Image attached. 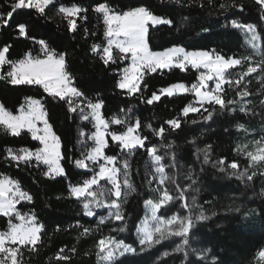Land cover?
I'll list each match as a JSON object with an SVG mask.
<instances>
[{"label":"snow or ice","instance_id":"6c2138e0","mask_svg":"<svg viewBox=\"0 0 264 264\" xmlns=\"http://www.w3.org/2000/svg\"><path fill=\"white\" fill-rule=\"evenodd\" d=\"M175 3L181 4L182 0H175ZM253 3L264 12V0H253ZM206 6V3L200 4L201 8ZM90 8L102 20L105 37L103 42L89 46L88 52L92 58L98 60L105 69L131 59L130 66L119 70L120 75L115 87L126 97H136L139 94L140 102L146 105H153L162 97L193 93L196 97L195 103L184 106L181 117L171 118L154 126L151 122H142L140 117L134 114L133 108L118 107V113L122 115L105 118V98L99 94L86 95L89 90L86 79L78 81L77 76L68 70L71 53L57 52L45 39L35 41L40 45L43 58L33 56L29 51L25 52L22 58L14 60L9 56L12 44L5 41L0 45V81L12 86L42 88L44 93L67 104L68 112L92 123L94 131L80 130L78 142L83 151L81 158L72 161L77 168L91 174L87 179L78 184H71L68 188L69 198L81 202L85 216H99L95 230L77 221L74 227L82 229L81 237L90 236L94 231H98L101 225L107 226L114 222H120V225L113 228V231L126 230L127 215L124 205L127 203V193L137 191L132 180L133 158L140 150H144L145 155L150 158L149 164L145 165V178L150 177L148 184L155 182L156 187L151 189L153 196L144 200L150 214L137 229L138 245L133 247L132 244L111 235L101 236L95 243L94 254L98 264H130L127 257H135L151 250L172 237L181 239V243L174 248L175 252L183 253L185 258L191 253L196 258L187 261V264H205L206 260L210 261V264H218V257L213 255L211 248L192 247L194 237L198 233L197 223L211 219L203 210V206L196 202L195 193L200 191L197 186L200 177L196 176L194 169L185 172L188 183L181 187L178 177L171 173V170L177 167L174 149L178 145L171 141L149 146V137L166 140L167 135L182 130V117H187L190 113H201V110L204 113L202 120L206 123H215L217 120L227 122L231 114V120L234 122L232 127L244 134L252 132L248 126L251 121H259L264 125V46L261 44L264 28L258 29L256 24L231 20V27L244 30L248 36L247 44L252 50L250 55L229 56L215 49L187 51L180 46L169 47L164 51H152L148 43L149 25H173L174 21L155 14L150 6H132L122 11L108 2H97L95 7H84L80 3L65 6L58 0H6V7L0 10V31L14 27L18 37L30 38L27 21L15 22L14 25L10 23L14 14L18 16L21 12L34 10L36 15L51 19L48 11H54L64 22L68 32L75 34L83 29L84 36H87L88 29L83 25L88 22ZM219 8L222 11L243 13L246 5L243 0H226L225 3L219 4ZM187 19L185 17L184 21ZM260 19L264 20V16H260ZM204 31L208 29L205 28ZM244 64H247L246 69L233 76L231 70ZM189 67L206 71H200L197 81L190 85L177 82L152 92L149 97L143 96V91L147 88L145 75L163 73L174 68L187 71ZM250 77L256 80L255 89L249 87L252 84ZM229 89L234 92V96L227 95ZM237 113L242 114L244 122L236 120ZM49 120L48 110L39 99L27 97L26 103L20 105L18 114H13L0 102V126L3 130L13 137H18L27 130L32 138L41 144V147L35 149L7 148L5 159L15 162L17 167L21 164L37 169L44 166L42 177L54 181L57 177L66 178L67 173L61 164L65 158L61 137L53 131ZM113 125L120 126L122 130L113 129ZM145 128L148 129V134H144ZM224 131L229 129L225 128ZM109 141L114 146V154L111 155L106 151L110 148ZM190 143L195 144L196 140L193 139ZM162 150L166 151L162 153ZM235 151L238 156H243L245 165L242 166L235 158H213L211 144L197 149L196 160L203 165H211L219 173L239 181L245 187L255 184L257 180H264V134L253 141L251 149L247 144H243L237 146ZM203 171L201 167L200 172ZM102 181L110 187L105 188ZM170 185L175 191L170 190ZM189 192L193 193L191 204L186 195ZM261 194L264 195V187ZM177 201L186 214L173 212L167 217L158 215L161 209H167ZM22 202L32 204L33 194L24 190L18 180L9 177L0 179V216L7 218V229L0 230V264H34L33 257H38L43 247L45 225L34 208L22 212L18 207ZM99 209H106L107 215L99 214ZM260 212H264V207ZM248 214L245 213L246 216ZM56 231H60L59 226ZM77 251V248L73 247L68 249L69 254H66V250L61 248L55 259L70 264ZM168 255L169 252L163 253L164 257ZM254 264H264V247L255 253Z\"/></svg>","mask_w":264,"mask_h":264},{"label":"trees","instance_id":"16d2710c","mask_svg":"<svg viewBox=\"0 0 264 264\" xmlns=\"http://www.w3.org/2000/svg\"><path fill=\"white\" fill-rule=\"evenodd\" d=\"M58 2L65 6L80 3L84 7L89 5L95 7L97 2H108L122 11L132 6H150L155 14L174 21L173 25L149 27L148 43L152 51H163L169 47L180 46L187 51L215 49L229 56L250 55L252 50L246 45L241 29L231 27V20L253 23L258 29L264 28V20L260 19V16H264V12H261L253 0H243L246 5L243 13L222 11L219 4L225 3L226 0H182L181 4L175 3V0H58ZM202 2L206 3L205 8L200 7ZM4 7H6V0H0V10ZM48 16L51 19L36 15L34 10L21 12L18 16L14 14V19L10 23L14 25L15 22L27 21L30 38L18 37L15 28L9 27L0 31V45L5 41L12 44L9 56L14 60L22 58L23 54L29 51L34 56H40L42 53L40 45L35 43L40 39H45L57 52L69 51L71 55L68 70L77 76L78 81L86 79L89 89L86 95L99 94L105 98L106 103L103 109L105 118L122 115L118 113V107L119 109L129 107L133 108L134 114L139 116L142 122H151L156 126L168 119L181 117L183 107L189 103H195L196 97L193 93L162 97L153 105L141 103L139 94L136 97L123 96L115 84L119 79V70L124 68L127 61L118 62L117 65H111L109 69H105L88 52L92 43H101L105 40L102 20L91 8L88 12V22L83 25L88 29L87 36H84L83 29L75 34L68 32L64 22L55 15L54 11H48ZM185 17L188 18L187 21H184ZM205 28L208 31H204ZM261 37V44L264 46V33H261ZM256 59L258 60L259 57ZM246 67L247 64H244L231 70L233 76L243 72ZM198 76L199 72L191 67L187 71L174 68L171 71L165 70L163 73L147 74L144 77L147 88L143 91V96L149 97L152 92L177 82L190 85L197 81ZM249 79H252L249 87L255 89L256 80L251 77ZM227 95L234 96V92L229 89ZM27 97L39 99L45 104L53 131L62 140V151L65 156L62 165L67 173L66 178L57 177L56 180L50 181L41 175L44 166L37 169L21 164L17 167L15 162L6 160L7 148L35 149L41 145L27 131H23L18 137H13L0 126V178L9 177L18 180L24 190L33 194L34 202L21 203L19 208L22 212L34 208L45 225L44 244L39 256L33 257L34 264H64L63 261L55 259L57 252L64 248L66 254H69L67 250L73 247L78 251L70 264H97L98 260L94 254L95 243L101 236L111 235L136 247L138 240L134 232L144 215V200L153 196L151 189L156 187L155 182L148 184L150 177L145 178L147 176L145 165L149 164L150 158L145 155L144 150H140L133 158L132 180L137 191L127 193V203L124 205L127 215L126 230L113 231V228L118 227L120 223H110L107 226L101 225L100 229L90 236L81 237L82 229L74 227L77 221L95 230L99 218L85 216L81 202L69 198L68 188L71 184H78L87 179L91 174L77 168L72 161L81 158L83 151L78 142L80 130L93 131L92 123L83 121L77 114L68 112L67 104L44 93L42 88L12 86L0 81V101L8 110L16 113ZM202 115H204L203 110L201 113H190L189 116L182 117V130L167 135L166 140L150 136L149 146L175 141L178 145L174 149L177 167L171 170V173H174L179 180L183 169H194L196 176L200 177L197 200L211 219L197 223L198 233L194 241L199 240L201 246L211 248L213 255L218 257V264H254L255 253L264 247V212H260V209L264 207V195L261 194L264 180H257L255 184L245 187L239 181L219 173L211 165L201 164L196 160V153L198 148L211 144L213 158L221 156L229 160L235 158L243 166L246 161L243 156L237 155L236 147L247 144L251 149L253 141L264 134V125L259 121H251L248 126L252 132L244 134L232 127L234 122L231 120V114L227 122L217 120L215 123L203 122ZM236 120L244 122L242 114L237 113ZM112 127L122 130L117 125ZM225 128L229 131H224ZM143 132L148 134V129L145 128ZM193 139L196 140L195 144L190 143ZM109 144L110 148L106 151L111 155L114 154V146L111 141ZM164 151L166 150H162V153ZM201 167L204 169L203 173L200 172ZM246 212L249 213L247 216ZM213 213L216 215H212ZM57 226L60 231H56ZM6 229L7 218L0 216V230ZM176 244L177 242L174 241L163 242L151 250L126 259L130 264H187V261L196 259L191 253L185 258L183 253L175 252ZM164 252H169L170 255L164 257ZM85 253H91V255H85ZM205 264H210V261L206 260Z\"/></svg>","mask_w":264,"mask_h":264},{"label":"rangeland","instance_id":"374dc122","mask_svg":"<svg viewBox=\"0 0 264 264\" xmlns=\"http://www.w3.org/2000/svg\"><path fill=\"white\" fill-rule=\"evenodd\" d=\"M150 26H152V25H149V27ZM241 31H242V33H243V35H244V37H245V43H246V45L248 46V44H247V39H248V36L245 34V32H244V30H242L241 29ZM150 47V46H149ZM249 47V46H248ZM250 48V47H249ZM166 50V49H165ZM164 51V50H163ZM34 56V55H33ZM40 58H43V52L41 53V55L39 56ZM124 61H127V64L124 66V67H128V66H130V64H131V59L129 58V59H127V60H124ZM124 61H122V62H124ZM198 72H200V71H206L205 69H200V70H197ZM209 84L211 85V82H209ZM34 99H36V98H34ZM1 102V101H0ZM26 103V100H25V102L23 103V104H25ZM10 111V110H9ZM12 112V111H11ZM13 114H18V111L16 112V113H14L13 112ZM41 127H42V125H40ZM24 131H27V130H24ZM93 131H94V129H93ZM28 132V131H27ZM30 135H31V133H30ZM32 136V135H31ZM39 142V141H38ZM40 143V142H39ZM89 144H91V141H89L88 142ZM41 145V144H40ZM41 147V146H40ZM61 164H62V161H61ZM187 171H189V170H187V169H183L181 172H180V175H179V180H178V182L181 184V187H184L187 183H188V181L186 180V178H185V172H187ZM171 174V173H170ZM3 178H5V177H1L0 179H3ZM12 179V178H11ZM14 180V179H13ZM102 183V185L105 187V188H107V187H110V185H108V184H106V182H101ZM198 186V185H197ZM170 187V190L171 191H175L174 190V188H172V186L170 185L169 186ZM199 187V186H198ZM197 194L198 193H195V195H196V202H197V204L198 205H202V204H200L199 202H198V200H197ZM187 195H188V201H189V203L191 204V197H192V195H193V193H191V192H189V193H187ZM22 203H25V202H22ZM18 207H19V205H18ZM98 211V213L99 214H102V215H107V210L106 209H99V210H97ZM173 212H178V213H180L181 215H183V214H186L185 213V211H184V209L182 208V206H181V204H180V202H176V203H174V204H171V205H169L168 206V208L167 209H161V212L160 213H158V215H164L165 217H167V216H170ZM209 213H211V212H209ZM150 213H149V210L145 207V205H144V215H143V217H142V219L140 220V222L138 223V225H137V227H136V229H135V232H134V235H135V237H136V239L138 240V235H137V229L140 227V225L144 222V219H145V217L147 216V215H149ZM207 215H209V214H207ZM98 218H99V216H98ZM14 222H16V221H14ZM114 223H120V222H114ZM117 239V238H116ZM119 240V239H118ZM169 241H174V242H177V244H176V246L177 245H179L180 243H181V239L179 238V237H172V238H170V239H166L165 241H163V242H169ZM197 242H194L193 244H192V247H195V248H198V249H203L204 247L203 246H201V244H200V241L199 240H196ZM125 242V241H124ZM162 242V243H163ZM125 243H127V242H125ZM129 244V243H128ZM134 247V246H133ZM97 264H98V262H97Z\"/></svg>","mask_w":264,"mask_h":264}]
</instances>
